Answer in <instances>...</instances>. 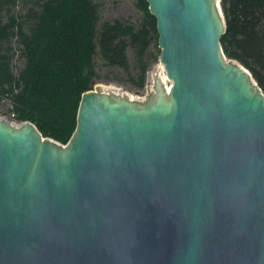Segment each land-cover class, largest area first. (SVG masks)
<instances>
[{"label": "water", "instance_id": "obj_1", "mask_svg": "<svg viewBox=\"0 0 264 264\" xmlns=\"http://www.w3.org/2000/svg\"><path fill=\"white\" fill-rule=\"evenodd\" d=\"M158 77L99 86L66 143L0 119V264H264V94L219 0H144Z\"/></svg>", "mask_w": 264, "mask_h": 264}, {"label": "trees", "instance_id": "obj_2", "mask_svg": "<svg viewBox=\"0 0 264 264\" xmlns=\"http://www.w3.org/2000/svg\"><path fill=\"white\" fill-rule=\"evenodd\" d=\"M136 25L99 19L95 0H0V99L12 119L64 144L75 127L81 94L99 70L121 69L136 88L144 85L155 20L144 0ZM222 54L245 67L264 94V0H219ZM21 65L14 75L10 60ZM154 59V56L151 57Z\"/></svg>", "mask_w": 264, "mask_h": 264}, {"label": "rangeland", "instance_id": "obj_3", "mask_svg": "<svg viewBox=\"0 0 264 264\" xmlns=\"http://www.w3.org/2000/svg\"><path fill=\"white\" fill-rule=\"evenodd\" d=\"M95 1L98 3L99 6L100 20H109L116 18L122 21H128L134 25L138 23L140 12L136 9L133 0H95ZM158 55H159V49L157 48L155 41H153L147 50V57L150 60H149V66L144 74V85L142 88H136L135 86H133L129 82L128 76L125 74L123 70L113 69L111 71L110 69L103 68L99 70L98 73L99 78L95 83H93L91 89H93L94 86H99L100 90L103 92H112L121 96H126V97L129 96L136 99L138 98L139 100L143 99L149 93V91H151V87L149 90L147 88L148 73L150 74L151 72H161L164 75V70L162 68V65L159 63ZM152 56H154V59H151ZM226 59L233 60L229 58ZM20 65H21V57L18 55L16 50L15 54L10 60V68L12 74L15 75L17 73ZM169 85L170 83H168V86ZM116 89L118 90L115 91ZM0 119L10 121L9 102L7 101L6 98L0 99Z\"/></svg>", "mask_w": 264, "mask_h": 264}, {"label": "bare ground", "instance_id": "obj_4", "mask_svg": "<svg viewBox=\"0 0 264 264\" xmlns=\"http://www.w3.org/2000/svg\"><path fill=\"white\" fill-rule=\"evenodd\" d=\"M157 71V70H156ZM153 77H158L159 79H160V81H161V83H162V85H163V87L165 88V90H167L168 89V83H170V81L168 80V79H166L165 77H164V75H163V73H161V72H151L150 74L148 73V77H147V84H148V86H147V88H148V90L150 89V83H151V80H152V78ZM166 82H168V83H166ZM100 85V84H99ZM102 87V86H101ZM105 88V87H104ZM107 89V88H106ZM118 89H116L115 91H117ZM113 91V90H112ZM127 98H129V99H135V100H139L138 98L136 99V98H132V97H127Z\"/></svg>", "mask_w": 264, "mask_h": 264}, {"label": "built area", "instance_id": "obj_5", "mask_svg": "<svg viewBox=\"0 0 264 264\" xmlns=\"http://www.w3.org/2000/svg\"><path fill=\"white\" fill-rule=\"evenodd\" d=\"M8 122L14 126H18L22 123V122H19V121L12 119V114H10V121H8Z\"/></svg>", "mask_w": 264, "mask_h": 264}]
</instances>
